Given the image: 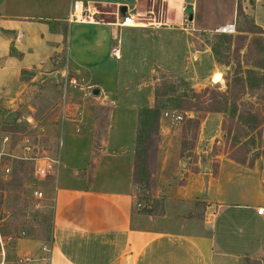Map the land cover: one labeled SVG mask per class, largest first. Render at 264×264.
Listing matches in <instances>:
<instances>
[{
    "label": "crops",
    "instance_id": "obj_1",
    "mask_svg": "<svg viewBox=\"0 0 264 264\" xmlns=\"http://www.w3.org/2000/svg\"><path fill=\"white\" fill-rule=\"evenodd\" d=\"M188 4L194 10L193 0H160L157 8L153 0L149 4L147 0H0V111L14 112L26 105L43 72L45 80L67 71L66 77L80 87L70 89L68 100L61 102L57 85L51 90L42 85L43 103L27 106L39 119L33 112L17 119L29 128L30 136L42 139L51 155L60 157L62 141L55 146L59 127L73 133L66 145L83 150L70 154L72 163L61 161L62 170L54 177L49 237L14 242L15 256L32 259L23 264H240L245 256L264 257V215L257 213L264 207V157L252 164L248 159L244 163L228 159L227 166L221 164L216 172L206 168L203 175L196 174V183L160 186L152 193L148 210H143L133 182L134 150L138 109L151 107L153 98L145 105L126 101L128 96L121 98L120 90L107 93L90 76L104 73L117 83L122 45L129 55L147 56L158 49L157 40L149 37L163 38L166 34L161 32L172 27L184 30L190 50L192 34L183 22ZM74 11H85L88 18L70 21ZM125 15L140 21L121 26ZM47 21L66 25V41L60 26L52 31ZM200 31L204 30L195 32ZM116 45L119 59L111 54ZM162 45L168 56L174 51L169 39ZM63 51L60 67L54 57ZM187 59L186 54L181 69L163 70H183ZM150 84L152 93L153 80ZM87 88L91 96L85 98L81 89ZM120 108L134 111L135 123L128 132L123 117L116 125ZM43 246L49 252L42 251Z\"/></svg>",
    "mask_w": 264,
    "mask_h": 264
},
{
    "label": "rangeland",
    "instance_id": "obj_2",
    "mask_svg": "<svg viewBox=\"0 0 264 264\" xmlns=\"http://www.w3.org/2000/svg\"><path fill=\"white\" fill-rule=\"evenodd\" d=\"M159 1L153 0L155 8L158 7ZM151 2L152 0H147L148 4ZM193 4L192 22L189 20L185 22L183 19L187 31L192 34L190 38H192L193 47L190 50L186 44L184 30L179 27H172L169 28L170 30L161 32V34H166L163 38L161 36L158 38L159 36L156 35L149 37L151 40H157L158 49L150 52L147 56H143L139 52L129 55V49L122 45L121 70L117 83L115 77H109L104 73L90 75L99 82L102 90H106L107 93H115L120 90L121 98L128 96L126 101L133 100L139 105L147 104L150 96L153 98L155 83L161 75L168 76L170 73H183L184 75L187 86L173 77H169V79L174 82L178 94L182 97L181 101H190V108L186 103H182L181 108L178 106L175 108L174 106L177 104L171 103L172 109L167 110H175L181 113L183 115L182 121L172 124L166 123L161 118L159 142L155 146L154 159L150 161L152 174L149 179L138 185L139 199L145 192L149 194V198L142 202L144 206L147 203L151 205L152 193H155L158 188L160 189V186H166L170 182L183 184L188 180L196 183L194 178L196 174L203 175L206 168L216 172L221 164L227 166L225 163L228 159L242 163L248 159L249 164H252L255 159L260 161L264 157V69L254 66L258 59L263 57V52L258 55L254 45L249 43L253 36L250 33H246L247 38L241 46L239 45L238 50H235L237 46L235 36L238 35L239 29L246 30L250 29L253 24L257 25L260 29V37L264 38V0H193ZM185 17H187L186 14ZM232 21H235L236 24V34L227 36L226 46L229 47L230 45V50L224 47V51L219 52L217 59H225L226 61L218 63L206 45L205 38L195 31H210L218 25ZM209 33L218 35L213 31ZM165 38L174 44V51L169 56L162 49L164 47L162 42ZM186 54L188 59L183 70H163L164 68H183ZM63 58L64 51L58 58L54 57V63L62 67L64 65ZM66 72L63 74L57 72L55 74L57 79L49 77L45 80L42 77L47 75V72H43L40 80L32 85L34 95H29L31 97L27 101L25 100L26 105L20 104V107L14 112L0 111V138L3 133L11 134L14 140L12 145V148H15L14 152L17 153L18 150L16 144L19 134L30 132L29 128L19 123L17 119L22 118L23 113H34L35 118L39 119L40 115L27 106L40 107L43 103L44 97H40L42 85H47L49 89H56L57 85V89L60 90L61 102L63 98L66 99L65 101L68 100L66 94L70 89H80L79 86L73 88L67 85L66 94L61 92L59 86H62V81L69 79L66 77ZM24 74L27 75L29 72ZM238 78H243L249 86H240ZM151 80L154 83L152 93ZM124 89L125 91H123ZM192 90L199 97H193ZM215 95L218 96L214 100L213 96ZM223 95L227 97L228 106L236 107L234 112H213L216 106L212 108V103L223 100ZM126 101L122 103H126ZM153 103L154 98L151 104L153 105ZM218 105L219 109L224 106L223 103ZM247 112L255 113L258 117L260 125L256 126L255 129H250L251 125H255V121ZM243 113L246 114L245 118L248 119L249 123L240 119L239 114L243 117ZM120 116L124 118L121 121L125 125L123 129L127 132L132 130L135 123L134 111L125 110V108L118 109L116 125H120ZM60 130L59 127L55 135L57 137L55 146L58 145L59 141H62L60 162L67 160L72 163L73 158L70 157V154L78 155L83 150H80L81 146L66 145L67 136L73 138V133L66 132L64 128L62 131ZM31 139H36L35 141L39 143L42 142L40 137L34 136ZM79 164L82 163L79 162ZM59 167L58 169L62 170V166ZM88 170L89 168L84 169V171ZM228 170L231 171L229 167ZM18 171L20 174L11 178L8 181L10 183H7L4 189L0 191V232L4 237L9 264H18L17 261L20 257L14 254L13 244L16 238L49 237L53 211V194L51 193L53 177L48 176L43 179L34 177L32 174L33 167L30 163H23V167L19 168ZM82 171L83 165L80 172L82 173ZM143 177L145 178V175ZM229 187L232 190V186ZM34 188L43 191L44 198L40 206H36L31 197V191ZM231 199L244 200L236 197ZM154 200L153 205L157 207L156 200L158 199L155 198ZM142 209L145 210L144 207Z\"/></svg>",
    "mask_w": 264,
    "mask_h": 264
},
{
    "label": "trees",
    "instance_id": "obj_3",
    "mask_svg": "<svg viewBox=\"0 0 264 264\" xmlns=\"http://www.w3.org/2000/svg\"><path fill=\"white\" fill-rule=\"evenodd\" d=\"M236 11H238L237 8ZM47 23L49 25L50 30L52 31L58 30L56 29V26H60V30L63 33L66 41V37H67L66 25H64L63 23H59L57 21H47ZM259 30H260L259 27L254 24L250 27V29H246V30L239 29L238 35L235 36V43L237 44L235 50H238V48L243 44L245 38H247L246 33L252 34L253 36L251 37L249 43L251 45H254L258 55L263 52V57L259 58L258 61L254 64V66L257 68L264 69V38L260 37ZM199 34L205 38L206 45H208V47L212 51L215 60L218 63L226 61L225 59H217V58L219 57V52L224 51V47L225 49L230 50V45L229 47L226 46V43L228 41L226 39H228L227 36H231V35H226V34L216 35L205 31H200ZM12 53H13V49H12ZM23 73L24 72H22V74ZM169 77H173L177 81L185 83L187 86V83L184 80L185 78L183 73H170L168 76L161 75L159 78H157L158 81L155 83L154 86L153 105L151 107L146 106L138 109L137 135H136V144L134 150V172H133V182L137 185H140V183H143L146 179H149L152 174V172L150 171V161L154 159L156 153L155 146L159 142V138H160V119L162 116V112L167 109H172L170 107V105L172 104H177L176 106H174L175 108H177V106L178 108H181V106H183L182 103H186L188 104V108H190V104H191L190 101L189 100L181 101L182 97L181 95L178 94L174 82L170 80ZM238 81L240 82V86L242 87L248 85L246 84L247 82L243 78L241 79L238 78ZM192 93H193V97L196 98L199 97V95L194 91ZM216 96L218 95L213 96L214 100L216 99ZM222 99L223 100L221 101H214L212 103L213 104L212 108L216 106L213 112H220V111L222 112L230 111L231 113L234 112L236 107L233 106L231 108V106H228L226 95H223ZM219 103L224 104L223 108L219 109V105H218ZM247 114L249 116L251 115V117H253V120L255 121V125H251L250 129H255L256 126L260 125V123L258 122V117L255 113L251 114V112H247ZM242 116L243 117H241V115L239 114L240 119H243L245 122H248V119L245 118L246 114L243 113ZM23 163L25 162H20V161L15 162L10 179L15 178L16 175L20 174V171L22 173V170L18 171V169L19 168L21 169V167H23ZM144 175L145 178L143 177ZM8 181L0 180V191L4 189V186L7 183H10ZM146 198H149V194L145 192L140 200L144 201V199ZM149 206L150 204L147 203L144 206L145 210H148ZM240 264H264V257L257 259V258L245 256L242 257Z\"/></svg>",
    "mask_w": 264,
    "mask_h": 264
},
{
    "label": "built area",
    "instance_id": "obj_4",
    "mask_svg": "<svg viewBox=\"0 0 264 264\" xmlns=\"http://www.w3.org/2000/svg\"><path fill=\"white\" fill-rule=\"evenodd\" d=\"M82 12V11H81ZM74 11L69 20H85L88 16L84 12ZM140 20L134 19L130 15H125L122 20L120 21L121 26H132L138 24ZM184 21L187 22V17L184 18ZM215 33L218 34H226V35H234L236 34V24L235 21L225 23L215 28ZM111 54L114 58L119 59V47L116 45L111 49ZM62 86L60 85L61 92L66 94V86L76 87L78 86L76 80L70 78L65 79L62 81ZM63 90V91H62ZM83 92V96L89 97L91 96V92L89 88L81 89ZM161 118L166 122L176 124L182 121L183 115L175 110H165L162 112ZM18 135V134H17ZM32 136L27 134H19L17 139V153L14 152L15 148H12L13 145V137L9 133H3L2 137L0 138V180L1 181H8L13 172V166L15 162H25L30 163L33 167V176L38 179H43L46 177H54L57 174L58 168L60 166V159L58 155H51L48 151V148L43 143H39L35 141L36 139H31ZM31 197L33 198L35 205L40 206L44 196L43 191L38 188H34L31 191ZM140 206V204H137ZM257 213L259 215H264V207H258ZM20 239V238H16ZM42 251L49 252V248L47 246L42 247ZM8 256L5 249V241L4 237L0 232V264H8ZM32 259L28 256H20L18 258L17 263L23 264L25 262H29Z\"/></svg>",
    "mask_w": 264,
    "mask_h": 264
},
{
    "label": "water",
    "instance_id": "obj_5",
    "mask_svg": "<svg viewBox=\"0 0 264 264\" xmlns=\"http://www.w3.org/2000/svg\"><path fill=\"white\" fill-rule=\"evenodd\" d=\"M184 12H185V14L187 15V19H188L189 21H191L192 18H193V7H192V5H191V4H188V5L185 7ZM97 93H98V90H97V89H94V90H93V94L96 95Z\"/></svg>",
    "mask_w": 264,
    "mask_h": 264
},
{
    "label": "bare ground",
    "instance_id": "obj_6",
    "mask_svg": "<svg viewBox=\"0 0 264 264\" xmlns=\"http://www.w3.org/2000/svg\"><path fill=\"white\" fill-rule=\"evenodd\" d=\"M218 79V78H217Z\"/></svg>",
    "mask_w": 264,
    "mask_h": 264
}]
</instances>
